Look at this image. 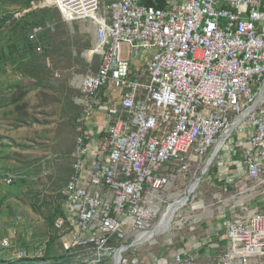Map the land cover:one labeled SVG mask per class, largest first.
<instances>
[{"label":"built area","instance_id":"2783aa9c","mask_svg":"<svg viewBox=\"0 0 264 264\" xmlns=\"http://www.w3.org/2000/svg\"><path fill=\"white\" fill-rule=\"evenodd\" d=\"M45 5L57 6L65 21L89 19L96 27L100 61L81 79L82 120H90L104 89L115 92L114 107L124 113L96 130L81 127L76 138L73 173L62 190L65 216L55 222L66 227L71 247L90 248L98 262L108 255L133 264L125 241L133 234L137 242L155 226L160 192L170 183L168 162L177 159L181 172L191 152L204 156L234 124L246 133L248 177L264 188V0H166L163 7L141 0L32 2ZM123 45L133 58L145 56L142 70L125 58ZM17 178L1 172L0 184ZM228 237L229 248L213 264H264L263 210L232 217ZM151 264L196 262L177 252Z\"/></svg>","mask_w":264,"mask_h":264},{"label":"crops","instance_id":"0c3cea01","mask_svg":"<svg viewBox=\"0 0 264 264\" xmlns=\"http://www.w3.org/2000/svg\"><path fill=\"white\" fill-rule=\"evenodd\" d=\"M41 7H54V6L45 5ZM12 8L13 6L10 7V9ZM27 10L28 9H25L22 12H16L15 16H21ZM0 16H1V12H0ZM80 20H88V19H79L75 21H80ZM76 27H78L77 28L78 31L81 30V29L79 30L78 25H76ZM94 28L95 29L93 32V38L91 39L92 45L90 48L86 49V52L88 54V58L86 62L88 64H96L98 68L100 56L96 52L95 53L92 52V50H95L96 48L95 25ZM123 53L125 55V58L132 60L133 63L131 64L133 65L135 64V68L137 70H142L145 61L144 55L141 56L140 58H133L135 55L134 53L129 52L128 47ZM144 54L149 56L147 53ZM73 55L75 56V51H73ZM13 56L15 57L19 56V54L17 55L14 54ZM19 57H21V55ZM54 57L55 58L49 57L47 59V64L45 68V69L51 68V74H46V72H44L43 74L44 80L48 78V81L43 82L44 84H47V91H46L47 93L46 94L42 93L40 88L34 90L31 89L26 95H24V98L22 100L17 101L18 104H21V102H26L29 104L27 109L24 111V113H21L23 114V120L25 123H21L20 125L17 123V120L20 115L15 110L13 99H15L20 95L21 93L20 89H22V91L27 89L26 83L29 81V78L25 77L24 79L23 75L15 70V64L10 62L12 58H10V61H7L2 68L0 67V173L2 171L11 172L19 177L20 173L23 171V170L21 171V169L28 168L26 169V173L34 176L35 168H37V166L36 164H34L33 161H28L25 159V161H23V163H21V165L18 168H16L15 164L19 163L21 160H15V158L12 156V150H11L12 139L11 138L9 139V137L11 136V132L13 130L16 129L21 130L28 128L33 129L34 126L41 128V124L43 125L44 123V122L42 123L43 121L42 116L43 118L48 117V113H46L47 111H45L46 107L42 106V104L39 105V107H37L39 108L37 110V114L33 115V110H36L35 107L37 104H32L33 103L31 96L32 94L33 95L35 94L34 98H38L37 99V102L39 101L38 104L42 103L44 98H46L47 102L49 100H51L52 102L53 99H56V97L57 98L62 97V95L64 96L67 95L70 97L72 96L73 105H76L78 107V110L80 109V113L76 118V133L74 131L72 134L74 146L72 148L71 157L76 145V138L80 133L81 127H89L91 129L96 130L101 125L103 126V124H107L108 121L110 120L115 121V119L118 116L124 115L121 107H118L117 109L114 107L115 104L113 103L112 99L115 96V92L111 89H106V90L104 89L101 91V93H99L98 97L95 99L96 103L94 105V111L92 112L90 120L85 119V121H83L82 118L85 114V109H86L85 102L87 98L82 94L80 90V84L84 73L82 74L81 72L75 70V65L68 66L64 64L62 62V57L60 56H54ZM89 70H96V69L92 68ZM51 85H53L55 90H49L48 86ZM263 90H264V86L262 88V91ZM258 101L259 102L262 101V96L261 98L258 99ZM38 112H42V114H38ZM33 118H36V121L34 123H33ZM28 122L30 123L29 125L27 124ZM47 125L49 129L51 127V124L50 125L47 124ZM236 126L237 124L233 125V129L231 130V132H229V130L232 127L218 136L217 142L211 147L212 149L210 153H209L210 150H208V152L202 157L201 156L195 157L193 154L191 156V160L201 162L203 158L207 157V155L210 154L209 156L210 159V157L213 154H215V157L216 156L220 157L219 160L221 159L222 163H218L219 162L218 160L217 168L216 167L212 169L210 168L209 170L210 173L214 174L209 176L211 181H213L214 185L217 184L218 186L224 185L225 189H227L229 183L230 184L237 183L238 181H241L239 180V177L241 175H245V178L252 181L255 184V188H258L256 186V183L248 177L247 167H245V171H243V164L246 165L244 163V158H243L246 133L240 130L242 124L238 125L239 127ZM41 134L43 136H47L48 135L47 130L45 131L43 130ZM213 161L210 165L213 164ZM70 163L72 164V158ZM71 164L70 167L72 169ZM187 165L189 164L187 163ZM168 170L166 173L169 176H173L177 174V171L168 173ZM35 180L33 181L35 182ZM18 183H20V181ZM169 186L170 183L166 187V189H168ZM5 189H6L5 186L3 184H0V200L3 199V197H5V195L3 194V191ZM261 190H263L264 192V188H262ZM10 191H11L10 196L20 195L19 193H17L18 191L15 187H11ZM216 191L217 188L214 191V197L217 198L219 194ZM7 198H5V200ZM251 203L253 205L257 204L256 205L257 208L258 206L264 207V196L262 198H259L257 201L250 202L249 204L247 202L241 203L240 205L242 206V210L240 212L238 209H236V207L239 206V204H232L230 209L228 210L223 209L220 212H214V211L205 212L204 210L203 216L202 213H199L200 215L199 214L196 215L192 212L190 213L188 211L189 207H187L186 208L187 210L184 209L183 211L179 212L177 216H179V222L182 221V223H184V221L188 220V224L190 225L189 227L190 232H187L181 237L178 236L177 232L174 234V237L169 235L165 238L166 243L164 244H161L156 240L157 234L151 239L139 240L137 242L134 241L135 236L133 234H130L129 238L125 241L128 250L124 252V254L130 259V261L133 264H151L155 258L170 259L177 252L184 253L186 256L194 260L196 264H213L216 260H218L221 257V255L230 246L229 237H228V221L238 213L248 214L249 212H251L252 209L255 208L251 206ZM198 205L199 207L201 206L200 204ZM196 207L199 208L198 206L193 204L191 206L190 211L196 210ZM6 209L9 210L7 205H6ZM31 210H32L31 213L34 216H41L43 214L41 210L36 212H34L33 209ZM7 213H6V217H7ZM179 222L177 223L179 224ZM169 227L170 225L167 226L166 229H168ZM67 232L68 231H66V229L64 228L62 229L58 228V232H57L58 239L49 243V237H48L47 241L42 244L43 246H39V247H35V244L33 243L26 245L23 243V241L20 242L21 240H17V239L14 240L8 237L11 239L10 240L11 246L7 249H10L13 254V258L10 260H20L15 258V252L18 250H25L28 253V257L26 259L28 258L30 259L29 261H27V263H31V264H115L113 258L108 255H106L101 262L96 261L95 257L89 251L90 248L88 247H76V248L71 247L69 245L70 242L67 236ZM177 236H178V240L176 238ZM154 244L155 245L161 244L163 245V247H161L159 249V252L156 253L152 251L153 250L152 247L154 246ZM172 245H175L173 249L170 248ZM44 256L47 257V259L43 260L42 258ZM5 264H9V263H5Z\"/></svg>","mask_w":264,"mask_h":264},{"label":"rangeland","instance_id":"374dc122","mask_svg":"<svg viewBox=\"0 0 264 264\" xmlns=\"http://www.w3.org/2000/svg\"><path fill=\"white\" fill-rule=\"evenodd\" d=\"M43 2V0H40ZM39 1V2H40ZM37 2V3H39ZM33 7V6H32ZM2 15V14H1ZM1 17V16H0ZM92 24H91V23ZM89 19L88 20H80V21H74V22H67L69 24L71 33L77 34L79 33V36L82 37V39L79 41V44L72 46V51H75V56L73 55V63L72 65H75V70L81 72L82 74L87 73L89 69L95 68V64H86L83 63H76L75 60H81L87 61L88 54L86 52V49H81V46H83V43L87 41L88 39L93 38V32H94V23ZM72 25V26H71ZM76 25L79 26L76 27ZM6 29H8L6 27ZM7 30L3 32V34H0L1 40L0 45L4 44V36ZM76 40V39H74ZM73 40V41H74ZM127 49V45L122 46V51L124 52ZM80 51V54L78 55ZM78 57V58H76ZM85 58V59H84ZM97 59V58H96ZM64 61H69L67 58ZM66 62V63H67ZM95 65V67H94ZM140 71V70H139ZM253 89H258L257 85H253ZM32 96V104H38L37 102L38 98H34L35 94ZM46 102V101H45ZM48 104L51 103V100L46 102ZM56 107H48L47 112L48 117L43 118L42 116V123L41 128L39 127H33V129H21V130H13L11 132V150H12V156L15 158V160H21L19 163L15 164L16 168H18L23 161H33L34 164H36L38 168L37 176H36V182L34 184L27 185V188L24 192H22L20 195H12L9 198H7L4 202L0 203V260L3 261H9L13 258V254L10 249H7L5 247H1L4 237L14 240H21L24 244H35V247L43 246L42 244L45 243L48 239L47 231V222L43 215L41 216H34L31 213V209L33 208L31 203L37 198L39 200H43L46 198L47 201H50L48 203H44L41 208L36 207L37 210H41V212L46 213L49 211L50 207L55 205L56 200L58 198L54 199L55 191L51 190V184L54 182V175L56 174L57 170L61 167V164L55 165L54 161V154L52 152V148L56 149L51 146L50 139L54 137L53 130L55 128V124L51 123V127L48 129L47 123L53 122L54 120H57L58 114L53 112L52 110ZM39 108H36V110H33V115L37 114V110ZM46 110V109H45ZM38 114H42V112H38ZM46 124V125H45ZM50 124V123H49ZM53 124V126H52ZM39 126V125H36ZM48 130L49 134L47 136H43L41 134L42 131ZM73 143V140H72ZM197 145V143L194 144V147ZM193 147V149H194ZM36 148V149H35ZM33 149V150H32ZM210 148L209 153L211 152ZM56 155V154H55ZM192 152L189 155L188 159L186 160V163H188V167L185 170H182L181 172H178V170H181V163L177 159H173L168 162L167 166L169 167L168 173H171L173 171H177V174L175 176H170V186L168 189L164 190V192H161V195H159L160 198H164V201L161 204L160 214L158 216V219L156 220V224L160 221V219L163 217L165 212L167 211L168 206L174 202L175 200L181 199L185 194L189 191L192 184L195 182L196 178H198L209 159V155L207 157L203 158L201 162L199 161H193L191 160ZM53 158V159H52ZM219 156H216L213 164L210 165L209 169L204 174V177L201 179L199 184L196 186L195 190L191 193L189 200L181 206L174 215L170 227L164 231H160L156 235V240L164 244L166 243L165 238L167 236L174 237V234L177 232L178 236L181 237L182 235L186 234L187 232H190L188 224V220L179 222V216L177 214L187 207H189L188 211L194 214L202 213V216L204 215L203 211H214V212H220L223 209H230L232 204H239V206L236 207V209L239 210V212L242 210V206L240 205L243 202H247L248 204L250 202L257 201L259 198H262L264 196L263 190L259 188H255V184L246 179L245 175H241L239 177V180L237 183L228 184L227 189H225L224 185H214L213 181L210 179V175H214L210 173V168H217V162L219 160ZM66 163L69 162V160L65 161ZM218 163H222L221 159ZM246 165L243 164V171H245ZM15 168V169H16ZM14 174V173H13ZM17 176L16 174H14ZM51 176V178H49ZM53 178V179H52ZM219 196L216 198L214 197V191L216 190ZM35 193H37L39 196H37ZM15 194V193H14ZM37 197H35V196ZM196 205L199 207L198 204L201 206L199 208L196 207V210L190 211L192 205ZM6 205L8 206V209H6ZM257 204H252V207H257ZM259 211H264V207L258 206ZM7 210V212H6ZM187 210V209H186ZM34 211V212H36ZM6 213L8 218H6ZM200 215V214H199ZM198 215V216H199ZM179 222V224L177 223ZM155 224V225H156ZM22 227V228H21ZM179 230H178V229ZM22 229V230H21ZM16 233V234H14ZM15 236V237H13ZM178 236L176 237L178 240ZM9 238V239H10ZM10 239V240H11ZM13 240V241H14ZM15 242V241H14ZM26 242V243H25ZM161 244H154L152 247L153 252H159V249L163 247ZM175 245H172L170 248L173 249ZM148 247V246H147ZM9 248V247H8ZM40 252V250H39ZM5 264V263H0Z\"/></svg>","mask_w":264,"mask_h":264},{"label":"trees","instance_id":"16d2710c","mask_svg":"<svg viewBox=\"0 0 264 264\" xmlns=\"http://www.w3.org/2000/svg\"><path fill=\"white\" fill-rule=\"evenodd\" d=\"M39 1L40 0H0V12L2 14L0 17V34H3V32L7 30L4 36V44H2L0 48V67L2 68L5 63L10 61V58H12L10 62L15 64V70L21 73L24 79L25 77L29 78V81L26 83L27 89L24 91L20 89V95L13 99L15 110L20 115L17 120L19 125L21 123H25L23 120V114L21 113H24L29 104L26 102L18 104L17 101L22 100L24 95H26L31 89L34 90L40 88L42 93H47V84L43 83L44 81H48V78L46 80L43 79L44 72H46V74H51V68L45 69L47 59L49 57L55 58L54 56H60L62 57V62L64 64L71 66L73 63V51L71 50L72 46L76 44L78 45L79 41L82 39V37L79 36V33H71L69 24L63 19V16L57 6L32 8V2L37 3ZM165 1L166 0H141V3L145 5L163 7ZM11 6H13L12 9H10ZM25 9L28 10L21 16H15L16 12H22ZM6 27L8 29H6ZM33 33H35V36L31 39L29 36ZM91 45V39H88L83 43L81 49L90 48ZM38 46H41V51H37ZM14 54H19L21 57H15L13 56ZM79 54L80 51L78 55ZM66 58L69 60L68 62L64 61ZM83 62L85 65L87 64L85 61L81 62V60H75V64ZM94 69H97V65ZM48 87L49 90H55L53 85ZM45 101L47 102L46 98H44L42 103L37 104L35 109L41 104L46 107L45 111H47L48 107H56L52 111L58 114V118L53 122H49L50 124H55V128L53 130L54 137L50 139V143L51 146L53 145V147L56 148H52V152L56 154L53 155L55 158V165L61 164V167L54 175V182L51 184L50 188L57 193L54 199L58 198V200H56L55 205L50 207L48 212H42V215L47 222V233L49 235L50 243L58 239V228L55 225L57 218L65 216L62 190L73 173L74 159L73 156L71 157V153L74 144L72 143V134L74 131L76 133V118L80 113V109L78 110V107L73 105L72 96L62 95V97H56V99H53L50 104L45 103ZM35 121L36 118H33V123ZM27 124L29 125L30 123L28 122ZM47 134H49L48 130ZM71 158L72 164L70 163ZM67 160H69V162L66 163L65 161ZM26 169L28 168L21 169V171H23L12 185H4L6 188L3 191L5 197L0 200V203L4 202L5 198L11 195V187H15L18 191L17 193L21 194L25 191L27 185H32L36 182L33 180H35L37 173H39L38 168H35L34 176L27 174ZM49 178H51V176H49ZM19 181L20 183H18ZM35 194L39 196L37 193ZM48 202L50 201H47L46 198L43 200L36 198L31 203L33 207L32 209L36 211V207L41 208L44 203ZM6 218H8V216ZM64 229H66V227ZM42 259L45 260L47 257L44 256ZM29 260V258L9 260L7 262L0 260V263L26 264Z\"/></svg>","mask_w":264,"mask_h":264},{"label":"water","instance_id":"95a60500","mask_svg":"<svg viewBox=\"0 0 264 264\" xmlns=\"http://www.w3.org/2000/svg\"><path fill=\"white\" fill-rule=\"evenodd\" d=\"M92 52L95 53V50H92ZM261 96H262V92H260L258 99L261 98ZM232 129H233V126H232V128L229 130V132H231ZM214 157H215V154H213V155L210 157V159L207 161V163H206V165H205V167H204V169H203V171H202V174H201L198 178H196L195 182L192 184V186L190 187L189 191L185 194V196H183L181 199H178V200H175L174 202H172V203L168 206L167 211L165 212V214H164L163 216H165V215L169 212L170 208H171L172 206H174L178 201L180 202V201L184 200V204H185V203L189 200V197H190L191 193L195 190V188H193V187H194V184H195V186H197V185L199 184V182H200L201 179L203 178V175L206 173L207 169L209 168L210 164L212 163ZM184 204L182 203L181 205H178L177 208H175V209H173V210L171 211V213L169 214L170 216L168 217V220L170 221V223H171V221H172L174 215L176 214L177 210H178L179 208H181V206H183ZM162 219H163V218H162ZM161 223H162V221H161ZM159 226H160V224H157V225H155L153 228H151L150 230H148V232L146 233L145 237L142 238L141 240L151 239L152 237H154V236H155L157 233H159L160 231H164V230H162V228L159 229V228H158ZM120 255H121V253H120Z\"/></svg>","mask_w":264,"mask_h":264},{"label":"bare ground","instance_id":"6f19581e","mask_svg":"<svg viewBox=\"0 0 264 264\" xmlns=\"http://www.w3.org/2000/svg\"><path fill=\"white\" fill-rule=\"evenodd\" d=\"M195 187H196V186H195V184H194V187H193V188H195ZM182 203L184 204V200H182V201H180V202L178 201L174 206H172V207L170 208L169 212H168L165 216H163L162 223H160V226L158 227L159 229L162 228V230H164V229L167 228V226L170 225V221L168 220V217L170 216L169 214L171 213V211H172L173 209L177 208L178 205H181Z\"/></svg>","mask_w":264,"mask_h":264}]
</instances>
